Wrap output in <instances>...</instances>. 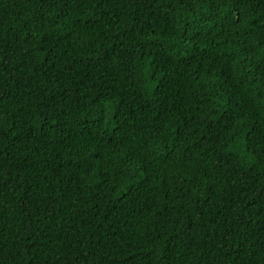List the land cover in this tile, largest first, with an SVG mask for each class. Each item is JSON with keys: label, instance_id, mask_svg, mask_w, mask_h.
Returning <instances> with one entry per match:
<instances>
[{"label": "trees", "instance_id": "obj_1", "mask_svg": "<svg viewBox=\"0 0 264 264\" xmlns=\"http://www.w3.org/2000/svg\"><path fill=\"white\" fill-rule=\"evenodd\" d=\"M0 264H264V0H0Z\"/></svg>", "mask_w": 264, "mask_h": 264}]
</instances>
